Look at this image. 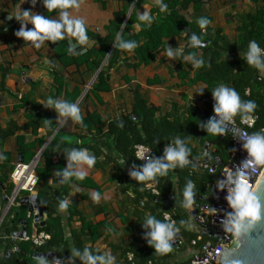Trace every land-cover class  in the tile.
<instances>
[{
  "label": "crops",
  "instance_id": "1",
  "mask_svg": "<svg viewBox=\"0 0 264 264\" xmlns=\"http://www.w3.org/2000/svg\"><path fill=\"white\" fill-rule=\"evenodd\" d=\"M128 1L78 0L79 7L69 8L67 11L73 18L84 21L87 40L81 43L78 36L65 33L64 39L69 48L78 54H84L90 50L98 52L100 41L112 40V49L118 40L117 33L120 36L131 14L139 19L140 13L148 12L150 15V11L157 6L155 0H140L137 5L135 0L133 6L134 0L130 5ZM202 1L203 6L197 16L207 17L210 28L229 42L237 39L241 26L240 20L246 14L259 11L264 19V0ZM17 6L21 10H30L55 19H59L61 11L56 9L47 12L41 0H37L35 6L32 5L31 0H0V156L3 157L0 159V181L2 182L0 183V228L11 208L25 210L24 215L18 217V221L27 219L26 208L19 204V198L25 197V194H20L9 209V204L4 201V197L9 201L12 195L13 185L9 177L15 165L20 161L24 164L37 161L36 166L46 170L48 180L46 185H40L36 189V194L39 190L59 192L63 177L56 173L66 168L68 151L73 148L87 149L92 154L86 145L90 143L91 135L96 127L91 125L89 117H92L96 124H104L130 112L132 92L135 88H139L148 104L157 108L159 114H173L183 120L189 116L192 109L198 110L201 114L207 113L208 104L213 102L211 96L213 89H209L204 82H192L199 67H193L192 63L181 66L183 71L189 73V78L185 80L180 76L181 55L190 46L184 33L165 40L163 49L147 64L141 63L133 51L123 53L108 72V91L91 93L90 86L99 70L106 65L107 58L95 74L90 72L89 62L85 59H79L78 62L81 63L78 67L71 65L64 68L55 59L46 41L40 48H36L33 42L23 41L15 36L14 33L20 27L14 19ZM126 8L123 23L117 29L114 17ZM187 15L191 19L195 16L191 11ZM27 27L31 28V25ZM139 30V23H135L132 32L138 33ZM168 47L178 50L179 54L169 58L166 54ZM201 54L199 49L195 51L196 58L200 59ZM219 56L221 59L234 58L226 51H219ZM184 57L182 61L188 62L189 60ZM257 74L264 83V71L257 70ZM200 89L204 92L202 95H197ZM259 95L264 98V91L259 90ZM48 99L77 104L82 121L60 118L61 122L58 123L55 111L45 108ZM45 120L51 121V125H46ZM56 136L60 137V141L48 160L50 167L46 168V150ZM195 145H197L196 141L192 143V146ZM199 155L201 156V152ZM112 156L114 161L107 162L103 152L96 157V163L91 168L83 164L74 165L76 170L83 171L85 175L83 179L72 176L66 180L67 195L64 200L68 201L67 207L74 208L77 216L68 219L67 212L61 210L59 205H55L54 210L62 217L63 233L66 238L69 237L71 230L78 231L83 221L86 228L83 237L85 242L90 241L91 235H96L94 250L100 254L110 251L116 258V264H120L126 259V255H133L134 244L137 248L145 245L143 238L145 231L141 227L145 217L152 215L153 209L156 212L161 211L156 203L146 205L145 198L135 199L137 183H145V189L151 194V189L154 188L153 181L163 175H158L154 180L138 182L129 176L131 168L116 154ZM197 171L201 170L197 169ZM167 174L173 175V168L168 169L165 175ZM173 181L175 186L174 178ZM8 187L10 190H7ZM93 192L100 194L99 201L92 199ZM173 195L174 203L181 207L176 189ZM172 200L168 196L164 203L170 205ZM196 202L194 201L193 205ZM193 205L184 209L186 224L183 229L195 235L192 231L194 224L191 218ZM173 212L167 214L173 218ZM30 221L29 237L37 232L32 219ZM39 221L44 223V211ZM16 225V231H20L21 226L18 223ZM10 238L3 241H7L8 244H17L21 241L18 239L10 241ZM189 243L190 240L183 241L179 238L177 246H172L170 252L161 253L153 258L155 263L188 264L193 252ZM179 246L180 249H178ZM73 259L74 264H80L78 258ZM64 263H70V261L64 260Z\"/></svg>",
  "mask_w": 264,
  "mask_h": 264
},
{
  "label": "trees",
  "instance_id": "2",
  "mask_svg": "<svg viewBox=\"0 0 264 264\" xmlns=\"http://www.w3.org/2000/svg\"><path fill=\"white\" fill-rule=\"evenodd\" d=\"M262 1V0H261ZM140 0L136 1L137 3ZM167 5L165 11L161 12L156 6L150 11L152 22L149 24L145 21H140L131 14L125 23L123 30L114 47L110 41H100L99 50L95 52L90 50L84 54H78L76 51H69V46L65 39L55 42L46 41L54 53L55 59L61 63L64 68L75 65L80 66L79 59H85L89 62L88 68L92 74H95L101 67L105 58L106 65L99 70L94 82L90 86V92H106L108 91V72L117 63L123 53L133 51L136 58L143 64H147L153 56L163 49L164 41L178 37L181 34H186L190 43L189 49L185 51L184 56H194L195 51H201L200 59L203 61L198 68V73L194 81L204 82L209 89H214L219 85H225L234 88L240 95L243 101H253L256 105L251 116L257 117L255 127L258 128L264 124V98L259 95V90L264 91V83L259 79L256 68L249 66L244 59V54L247 51L249 41L255 40L261 48H264V19L263 16L256 11L254 14H246L241 18V26L238 30V36L235 41L229 42L225 38L212 30L209 23L202 29L198 20L200 18L209 19L205 16H197L201 7L202 0H162ZM132 0L128 1V5ZM127 8L115 15L116 28L119 29L124 20V14ZM191 11L195 14L194 18L188 17L187 13ZM139 23L140 30L138 33H133V25ZM189 28L192 34H195L200 42L205 43L203 47H193L190 37L186 29ZM121 41H135L137 47L132 50H125L119 47ZM219 51L228 52L234 58L221 59ZM94 59V60H91ZM179 63L180 76L182 79H188L189 73L183 71L181 66L191 64V60ZM85 62V63H86ZM133 98L131 110L128 113L122 114L119 117L113 118L107 123H95L92 117H89V122L95 128L91 135V140L86 148H88L95 157L105 154L106 161H114L112 155L119 156L130 168L135 165L137 168L141 165L134 158V146L143 145L153 151V157L163 155L164 147L170 144L173 139L179 136L185 140L186 146L189 149L187 159L192 164L177 166L173 168V175H163L156 178L154 189L159 193L158 196H153L150 191L145 189V183H137L135 190V199L145 198L146 205H154L161 208V211L156 212L153 209L152 216L159 220H163V213L173 212V220L179 228V238L183 241L191 240L194 235L185 231L184 225H180V221H185V207L182 205V192L186 183L190 180L194 185L195 201L207 192V186L213 181L214 177L208 174V171L197 167L198 158L201 147L205 143L215 147L213 157H220L225 161L229 153L223 151V147L229 142L221 135H213L204 132L200 127V122H205L213 114V102L208 104L207 114L198 113V110L192 109L186 119H181L173 114H159V110L148 104L145 96L140 92L139 88H135L132 92ZM236 123H239L240 116L233 118ZM60 137L56 136L46 150V168L50 167L52 151L57 148ZM197 145L192 146L193 142ZM197 169L201 171H197ZM35 172L38 178L37 188L40 185H46L48 177L47 172L43 168L36 166ZM174 176V177H173ZM173 178L176 180L174 186ZM63 181V178H62ZM0 183H2L0 181ZM67 182H61L59 192H44L37 191V203L42 211L45 212L44 225H35L37 233L44 232L49 235V240L42 246L35 247L30 241H20L17 244L7 243L4 239H9L11 234L18 232L17 222L20 215H24L25 210L11 208L7 216L1 224L0 230V264H41L42 262L34 258L35 253H55L56 258L61 260H69L73 248L83 251L88 247L94 254H100L94 250L93 245L97 240L96 235H91L90 241L84 240V223L78 231L71 230L69 237H65L63 233L62 217L57 215L54 210L55 205H59L67 195ZM177 190V195L180 200V205L174 203V190ZM10 190V187L7 188ZM171 197L173 199L170 205H167L165 200ZM64 211L68 214V219L77 216L74 208L67 207ZM31 219H27V237L30 235L29 224ZM146 231L145 229H143ZM11 239V238H10ZM11 241V240H10ZM144 246L137 248L134 244L132 259L127 258L120 264H156L154 257L161 253L155 252L154 249L148 246L144 241ZM180 249V246L178 247ZM9 253V255H8ZM73 259V258H72ZM65 264V263H64ZM81 264V261H80Z\"/></svg>",
  "mask_w": 264,
  "mask_h": 264
},
{
  "label": "clouds",
  "instance_id": "3",
  "mask_svg": "<svg viewBox=\"0 0 264 264\" xmlns=\"http://www.w3.org/2000/svg\"><path fill=\"white\" fill-rule=\"evenodd\" d=\"M36 2L37 0H31L33 6H35ZM41 3L47 12L60 9L59 19L49 18L46 15L34 13L30 10H21L17 6L14 15V19L20 25L19 29L14 33L17 38L33 42V46L36 48H40L45 41L55 42L64 39L65 33L78 36L81 43L87 40L84 21L73 18L67 11L69 8H78V0H41ZM155 3L161 12L166 10L167 5L162 0H155ZM139 19L149 24L152 22V17L148 12L140 13ZM208 23L209 21L205 18L198 20V24L202 29ZM28 25H31V28H28ZM117 39L119 40V33H117ZM190 41L193 47L201 44L195 34L190 36ZM119 47L125 50H132L137 47V44L135 41H121L119 42ZM69 51L71 52L72 49L70 48ZM166 54L169 58H174L179 53L178 50L168 47ZM184 59L191 60L193 67L197 68L203 63L201 59L194 56H185ZM244 59L249 66L264 71V48H261L255 40L249 41ZM203 92L204 90L200 89L197 95H202ZM211 96L214 101L213 116L209 117L207 121L199 123V127L204 132L213 135H223L233 118L237 115L240 116L241 123H250L252 121L250 114L256 108L255 103L241 100L240 95L234 88L219 85L211 91ZM45 108H51L55 111L58 123L61 122L60 118H70L76 122L82 121L80 108L75 103L48 99ZM44 123L51 125L49 120H45ZM239 142L242 149L247 153V158L252 163L264 164V128L251 134L243 133L239 137ZM188 155L189 149L185 140L177 136L170 144L164 147L162 156H139L138 154V158L143 159V163L139 168L133 165L129 171V176L138 182L154 180L158 175H165L168 169L188 164ZM0 159H3V157L0 156ZM66 159V168L56 173L58 176L63 177L62 183L72 176H76L79 179L84 178L85 173L76 170L74 165L83 164L91 168L96 163V157L90 154L87 149L73 148L68 151ZM228 183L231 184V187L228 189L225 199L232 211L227 214V219L224 221V230L238 233L245 221L251 224L260 218L261 205L241 174H236L234 178H230ZM217 184L219 189L222 190L225 181H218ZM182 196L183 207H191L195 196L192 181L189 180L186 183ZM92 199L99 201L100 194L93 192ZM67 206V200L59 203L61 210L66 209ZM179 223L180 225L186 224L183 220ZM188 226L190 227V225ZM141 227L146 230L143 238L155 252L168 253L172 250V242L179 232V228L175 221L169 220L166 213L163 220H159L152 215L146 216ZM72 258H78L81 264H116V258L110 251H106L103 254H94L88 247H85L83 251L73 248L70 260L71 264H74L75 260Z\"/></svg>",
  "mask_w": 264,
  "mask_h": 264
},
{
  "label": "built area",
  "instance_id": "4",
  "mask_svg": "<svg viewBox=\"0 0 264 264\" xmlns=\"http://www.w3.org/2000/svg\"><path fill=\"white\" fill-rule=\"evenodd\" d=\"M257 117L252 116L250 123H236L234 120L229 126L234 129V133L225 132L222 137L229 135L228 142L232 145V150L228 158L222 161L220 157L212 158L215 147L205 143L201 147V157L197 162V166L203 170H207L208 174L213 176V181L207 186V192L196 199V203L191 210V218L194 224L192 231L195 232L194 238L190 240L189 246L193 250L192 257L188 264H219L222 252L228 249L236 239V232L225 231L224 221L227 214L232 211L225 197L231 184L228 183L230 178H234L236 174H241L246 181L249 189L254 193L258 182L264 171V164H254L247 158V153L242 149L239 137L243 133L251 134L264 128V124L258 128L255 127ZM207 145V146H206ZM139 156H153V151L143 145L134 146V158L139 163H143V159ZM208 162V164H206ZM37 161L30 164L22 162L17 163L10 174V182L13 185L12 195L8 201V209L19 198L20 194L25 197L36 195L38 178L35 172ZM192 164L188 159V164ZM218 181H225L224 188L218 187ZM153 196H158L156 189H151ZM195 201V200H194ZM167 214V213H166ZM33 215H37L34 210L33 214L28 215L32 219ZM165 213L163 214L164 219ZM169 220L174 221L170 214H167ZM34 225H39L33 223ZM49 235L40 232L30 237H26L24 241H30L35 247L42 246L49 240ZM179 240L177 233L174 241ZM22 241V240H21ZM127 260L132 259V255H126Z\"/></svg>",
  "mask_w": 264,
  "mask_h": 264
},
{
  "label": "water",
  "instance_id": "5",
  "mask_svg": "<svg viewBox=\"0 0 264 264\" xmlns=\"http://www.w3.org/2000/svg\"><path fill=\"white\" fill-rule=\"evenodd\" d=\"M134 2L135 0L132 6ZM186 32L189 37L192 35L189 28L186 29ZM203 46H205V43L201 42L200 46L196 47ZM206 114L205 112L203 115ZM211 116H213V114ZM228 131L234 133L235 130L228 126L226 133ZM206 164H208V162ZM254 195L261 205L260 218L253 221L251 224L245 221L241 230L238 233L236 232L235 241L228 249L222 252L219 264H264V171L254 191ZM4 201L8 204V200L5 197ZM19 204L26 208L27 219H29L28 215L33 214L35 210L37 215H33L32 222L40 226L44 225L43 222L39 221L42 217V210L37 203L36 195L19 198ZM27 219L17 222L21 226V230L12 234L11 241L15 239L24 241L26 239ZM177 244L178 239L175 243H172V246L176 247ZM34 258L45 262V264H64V260L56 258L55 253H35Z\"/></svg>",
  "mask_w": 264,
  "mask_h": 264
},
{
  "label": "rangeland",
  "instance_id": "6",
  "mask_svg": "<svg viewBox=\"0 0 264 264\" xmlns=\"http://www.w3.org/2000/svg\"><path fill=\"white\" fill-rule=\"evenodd\" d=\"M231 150H232V145L230 143H228L226 146L223 147V151L226 153L230 152ZM29 225H31V224H29Z\"/></svg>",
  "mask_w": 264,
  "mask_h": 264
},
{
  "label": "flooded vegetation",
  "instance_id": "7",
  "mask_svg": "<svg viewBox=\"0 0 264 264\" xmlns=\"http://www.w3.org/2000/svg\"><path fill=\"white\" fill-rule=\"evenodd\" d=\"M224 138L227 139V141H228L229 135H225Z\"/></svg>",
  "mask_w": 264,
  "mask_h": 264
}]
</instances>
